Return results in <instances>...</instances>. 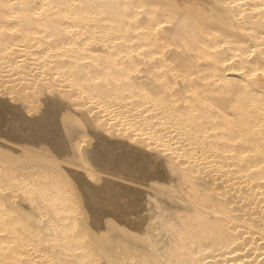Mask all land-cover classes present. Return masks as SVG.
Listing matches in <instances>:
<instances>
[{
  "label": "bare ground",
  "instance_id": "bare-ground-1",
  "mask_svg": "<svg viewBox=\"0 0 264 264\" xmlns=\"http://www.w3.org/2000/svg\"><path fill=\"white\" fill-rule=\"evenodd\" d=\"M0 264H264V0H0Z\"/></svg>",
  "mask_w": 264,
  "mask_h": 264
},
{
  "label": "snow or ice",
  "instance_id": "snow-or-ice-1",
  "mask_svg": "<svg viewBox=\"0 0 264 264\" xmlns=\"http://www.w3.org/2000/svg\"><path fill=\"white\" fill-rule=\"evenodd\" d=\"M162 163V162H161ZM149 164H156L157 167H160V164H157L156 161L154 159H152L151 157H149L146 162H145V167H147Z\"/></svg>",
  "mask_w": 264,
  "mask_h": 264
}]
</instances>
